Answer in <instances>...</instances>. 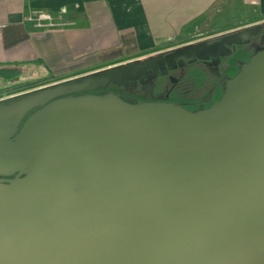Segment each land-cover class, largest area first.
I'll return each mask as SVG.
<instances>
[{
	"label": "rangeland",
	"instance_id": "obj_1",
	"mask_svg": "<svg viewBox=\"0 0 264 264\" xmlns=\"http://www.w3.org/2000/svg\"><path fill=\"white\" fill-rule=\"evenodd\" d=\"M258 26L261 31L252 36V42L264 35V23ZM200 31L177 43L215 37L209 36L211 30ZM14 75L0 71V98L49 82L40 81V68L20 66ZM154 85V96L170 88L174 100L185 99L182 83L154 81ZM59 92H50L48 98ZM80 92L52 98L32 115L30 108L21 110L20 119L29 114L24 120V140L19 144L0 140V172L8 176L20 168L44 170L69 195H84L63 227L56 217L49 228L57 225L61 236V231H67L65 224L79 227L84 223L80 230L87 235L78 237L80 241L59 240L57 253L43 251L47 245L40 238H45L47 223L36 218L30 223L26 213L55 199L45 196L40 177L25 175L17 185H0V257L5 258L4 264H43L53 255L59 256L52 257L55 260L64 258L60 260L64 264H177L184 258L188 264H202L213 256L208 246L219 248L251 230L252 235L264 236V53L250 59L237 74L227 102L213 118L167 133L114 97ZM151 105L158 108L157 115L167 113L170 119L176 115L169 103ZM224 122L247 128L251 133L247 146L258 152L239 156L236 145L229 151L218 143L220 156L211 158V148L202 146L223 135L219 125ZM9 127L12 134L13 124ZM85 174L101 180L125 179L129 187L116 192L85 188L80 184ZM233 179L255 187L249 194L238 192L227 187ZM108 192L114 193L103 196ZM66 242L75 253L60 254ZM189 249L193 254L186 257ZM255 259L264 264V256Z\"/></svg>",
	"mask_w": 264,
	"mask_h": 264
},
{
	"label": "crops",
	"instance_id": "obj_2",
	"mask_svg": "<svg viewBox=\"0 0 264 264\" xmlns=\"http://www.w3.org/2000/svg\"><path fill=\"white\" fill-rule=\"evenodd\" d=\"M37 9L58 25L38 26L29 19ZM262 23L264 0H0V69L40 68V81L49 79L0 100L172 49L200 30L218 36Z\"/></svg>",
	"mask_w": 264,
	"mask_h": 264
},
{
	"label": "water",
	"instance_id": "obj_3",
	"mask_svg": "<svg viewBox=\"0 0 264 264\" xmlns=\"http://www.w3.org/2000/svg\"><path fill=\"white\" fill-rule=\"evenodd\" d=\"M258 28H259L258 25H256V26L242 29V31H239L236 33L229 32L227 34L222 35L218 39L216 38L214 40H207V41L201 42L200 44H197L194 47H196V49L197 47L202 48L215 41H219L222 44L232 43V42H236L239 39H241L242 35L245 36V39H248L251 35H254L257 32ZM260 53H264V50L263 49L257 50L249 58V60L254 58L256 55ZM249 60L247 61V63L249 62ZM247 63L242 65L239 73L243 71V68L245 67ZM145 64H147V61H133L125 65L116 67L114 69H110L105 72L97 73L92 76L84 77L76 81H70L64 84H59V85H55L52 87H46V88H42L39 90L31 91L28 93H24L21 95H17L14 97H10L8 99L0 100V132L2 134V136L0 137V140L6 141L10 144H19L22 140H24L23 130H24L25 125L20 129L19 133L16 136H13L19 122L21 121L20 117H18V113L24 108L25 109L30 108V110H32V108L39 106L40 104L44 106L45 104L49 102V100L51 101L52 98L53 99L60 98L64 95L71 94L75 90L81 91L82 93H87L91 90L103 88L109 82L111 75L113 74L114 76L123 75L126 73L127 70L134 69L138 66H143ZM235 77L233 78V80L235 79ZM233 80H231L227 84L226 91L224 92V95L221 97V99L216 104H214L213 107H211L208 110H202V111L190 113L180 105L171 104L172 107L176 110V115H177V116L170 115V116H173L171 119L168 118L167 113L165 115H160V114L157 115L156 113H154L158 108L154 107V105H151L152 103L145 102V103L134 104V103L124 101L120 97L112 93L102 94L101 96L108 95L110 97L116 98L120 103L130 106L132 109V112L135 115H138L144 119H150L151 122H154L155 124L157 123L156 125L157 128L161 127L159 128L160 132L167 133L170 131H174L175 129H179L186 125H192L195 122H202L206 119L213 118L220 110L223 109L225 103L227 102V99L230 96V86ZM61 87H63L65 90H68V91L59 92L61 91L60 90ZM50 92H59V94L56 93V95H53L54 94L53 93L52 96L48 98V94ZM148 94L149 96L147 98L150 99L151 94L149 92ZM153 104H159V103H153ZM163 104L164 103L159 104V105H163ZM24 114L26 115V113ZM156 116H158L157 119H156ZM11 123L14 126L12 134L9 133V129H10L9 126ZM219 127L224 129L223 135L221 137L218 136L215 142L209 141V142H206V144L202 146L206 149L208 147L211 148V150L213 151L211 152L213 154L210 156L211 158L212 156L214 157L220 156V153H219L220 150H217V148L215 147L218 143L220 145L223 144L220 147L222 148L224 147L226 150H229V151H231L232 148L236 145L238 147L237 152L239 151L238 152L239 156L247 155V154L254 155L258 152L255 147L247 146V142H250V138L248 136L251 134L248 132L247 128L242 129L241 126L236 127L234 125V122L232 124H230L229 122H224L222 125H219ZM197 148L199 149V147ZM251 148H254V150H251ZM244 150H247L248 152H245ZM196 159H199V158H196ZM16 173L18 175L11 179H8V180L0 179V185L5 186V187L17 185L21 182V180L25 177V175H29V174L37 175L38 177H40V179H42L44 183L45 196L51 198V200L55 199V201H52L47 204H43V206L41 204V206H38L37 208H33V209L30 208L29 210H27L26 215L28 217L26 216V218L27 219L29 218L30 223H32V221L35 220L34 218H36L40 223L46 222L47 223L46 228H49L50 226L49 222H51L53 218L58 217L59 223L63 227V224L65 223V219L68 218V215H72L70 213H72L73 212L72 210L75 208L74 207L72 209V207L76 206L77 204H79L80 201L84 200L83 199L84 195L83 196L78 195V197L69 195L65 187L62 184H60L58 181L50 180L44 170H38V169L33 170L29 168H20V169L13 171L8 176H11ZM0 176H2L1 172H0ZM82 177L83 178L82 180H80L81 181L80 184L84 186L85 188L95 186L100 189H105L106 191L115 190L114 192H116V191L126 190L129 187L128 181L125 179L101 180L99 178H96V177L94 178L86 174L85 176H82ZM130 181L133 182L134 180H130ZM243 183L241 182L239 183L238 180L233 179L230 182V185H228L227 187L230 189H236L238 192L241 190H244V193L247 192V194H249L248 192H250V189L255 187V185L250 186L249 184H246V183L243 184ZM227 191L228 189L227 190L225 189V193H227ZM114 192L105 193L103 194V196H108ZM256 195L259 197L258 194ZM244 201L246 202V200ZM31 218L33 220H31ZM56 226L53 229L51 227V230L50 228L45 230L44 232H47L43 234V237L45 238H40V240L43 239L42 240L43 245H47V246H43V251L48 252L50 254L54 252L55 253L58 252V248L60 245V243L58 242L59 240L61 239H64V240L75 239L76 240L78 239V237L82 238V235H87L86 230H80L84 226V223L80 225L79 227L75 226V224H72V225L69 223L68 225L65 224L66 226L65 228H67V231L66 232L61 231L62 233L61 236H60L59 231H57ZM254 228L256 229V226H254ZM251 232L252 230L250 231V234L246 233V234H241L238 236L236 235L235 237H232L233 238L232 241L230 242L227 241L229 242L228 244L225 243L223 244V246H220L219 248H216L214 246L210 248V246H208V251L210 250L213 256L210 259H208V261H206L205 263L202 262V264H261V263H258L255 258L257 256H264V248L262 246L260 247V243L262 242V240H264V236H262V234H256V233L252 235ZM80 240L81 239H78L76 241H80ZM66 243L68 244V246L66 248H61L59 252H63V253H60V254L75 253L76 251L74 250V248L71 245H69L68 242ZM100 251H107V250L100 249ZM191 253L193 254V250L189 249V252L186 254V257H191L192 256ZM52 257L57 258L59 256L53 255ZM52 257L51 259H47L42 263L43 264H47V263L48 264H51V263L64 264L63 261H60V260H64V258H58L60 260H55V258H52ZM3 259L5 258L0 257V264H4L5 261ZM235 259H239V260H235ZM236 261L240 263H236ZM28 262H32V261L29 260ZM188 263H190L188 258H184L180 260L179 263L177 264H188Z\"/></svg>",
	"mask_w": 264,
	"mask_h": 264
},
{
	"label": "flooded vegetation",
	"instance_id": "obj_4",
	"mask_svg": "<svg viewBox=\"0 0 264 264\" xmlns=\"http://www.w3.org/2000/svg\"><path fill=\"white\" fill-rule=\"evenodd\" d=\"M258 27L254 35L260 33L262 27ZM239 31L242 30L232 32ZM221 36L188 42L136 60L147 61V64L129 69L123 75L114 76L113 74L105 87L87 93L97 95L112 93L122 100L134 104L145 102L176 104L190 113L208 110L224 95L227 84L239 73V67L245 57L254 54L264 43V35H261L258 41L255 42L251 40L253 35L248 39H245V36L242 35L241 39L236 42L222 44L215 41L202 48L197 47L196 49L194 47L201 42L218 39ZM242 45L247 47L243 49ZM174 72L177 73V77L171 76ZM154 81L182 83V87L186 89L185 99L182 101L174 100L171 97L172 90L170 88L165 91L164 95L154 96ZM148 92L151 94L150 99L147 98L149 96ZM81 94L84 93L81 92ZM41 108L42 104L32 108L29 114L32 115ZM27 117L21 119L13 136L19 133ZM15 176H17V173L14 174ZM11 178L13 176H0V179L8 180Z\"/></svg>",
	"mask_w": 264,
	"mask_h": 264
},
{
	"label": "built area",
	"instance_id": "obj_5",
	"mask_svg": "<svg viewBox=\"0 0 264 264\" xmlns=\"http://www.w3.org/2000/svg\"><path fill=\"white\" fill-rule=\"evenodd\" d=\"M29 19L34 20L38 26L54 27L58 25L51 13L42 9L33 10Z\"/></svg>",
	"mask_w": 264,
	"mask_h": 264
},
{
	"label": "trees",
	"instance_id": "obj_6",
	"mask_svg": "<svg viewBox=\"0 0 264 264\" xmlns=\"http://www.w3.org/2000/svg\"><path fill=\"white\" fill-rule=\"evenodd\" d=\"M261 46H262V47H260L259 49H263V50H264V43H263ZM259 49H258V50H259ZM256 51H257V50H256ZM256 51H255V52H256ZM255 52H254V53H255ZM252 55H253V54H252ZM252 55H248V56H246L245 59H244V61L241 62V65H244L245 63H247V61L249 60V58H250ZM241 65H240L239 69L241 68ZM0 71H1V73H2V72H6V73H11V72H13L12 69H8V68L0 69ZM237 71H238V68H237ZM237 71H236V72H237ZM42 84H43V83H42ZM42 84H39V85H42ZM17 175H18V174H17ZM12 176L14 177V174L11 175V177H12Z\"/></svg>",
	"mask_w": 264,
	"mask_h": 264
}]
</instances>
